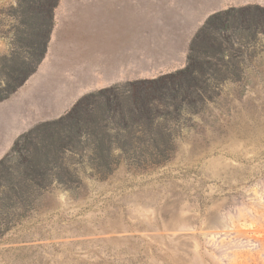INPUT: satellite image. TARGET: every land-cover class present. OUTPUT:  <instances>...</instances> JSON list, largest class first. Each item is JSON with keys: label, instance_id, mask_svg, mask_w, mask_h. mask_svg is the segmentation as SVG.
Listing matches in <instances>:
<instances>
[{"label": "rangeland", "instance_id": "obj_1", "mask_svg": "<svg viewBox=\"0 0 264 264\" xmlns=\"http://www.w3.org/2000/svg\"><path fill=\"white\" fill-rule=\"evenodd\" d=\"M16 1L0 0V55ZM233 54L203 100L150 94L162 134L116 127L110 166L88 146L78 179L0 213V264H264V43Z\"/></svg>", "mask_w": 264, "mask_h": 264}, {"label": "trees", "instance_id": "obj_2", "mask_svg": "<svg viewBox=\"0 0 264 264\" xmlns=\"http://www.w3.org/2000/svg\"><path fill=\"white\" fill-rule=\"evenodd\" d=\"M58 4L59 0H17L10 9L9 50L0 55V101L15 93L43 60ZM261 42L264 6L217 11L194 35L185 67L154 79L86 93L65 114L36 123L21 133L0 159V213L13 204L31 203L53 183L78 179L72 159L88 146L96 159L110 166L115 139L119 138L114 133L116 127L127 131L145 120L150 134H162L164 127L155 121V110L148 104L151 93L173 102L197 96L203 100L199 93L206 90L209 78H231L229 72L236 67L234 50Z\"/></svg>", "mask_w": 264, "mask_h": 264}, {"label": "crops", "instance_id": "obj_3", "mask_svg": "<svg viewBox=\"0 0 264 264\" xmlns=\"http://www.w3.org/2000/svg\"><path fill=\"white\" fill-rule=\"evenodd\" d=\"M250 4L264 0H59L43 60L0 101V159L21 133L82 95L182 68L211 14Z\"/></svg>", "mask_w": 264, "mask_h": 264}]
</instances>
